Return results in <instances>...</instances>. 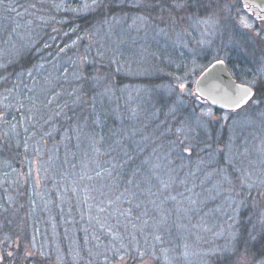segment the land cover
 I'll return each mask as SVG.
<instances>
[{
    "label": "rangeland",
    "instance_id": "obj_1",
    "mask_svg": "<svg viewBox=\"0 0 264 264\" xmlns=\"http://www.w3.org/2000/svg\"><path fill=\"white\" fill-rule=\"evenodd\" d=\"M33 1L27 6L7 2L6 12L17 23L9 36L15 33L21 45L35 44L33 39L44 34L41 27L50 26L51 13L41 9L42 0ZM52 3L63 12L62 21H69L64 11L105 9L93 28H74V40H56L66 58L47 52L5 98L20 110L11 123L0 117V135L10 127L23 152L20 161L0 153V212L14 216L24 202L21 197L34 208L37 217L27 226L30 235L13 237L24 241V257L42 253L59 261L85 257L100 264H216L230 257L243 223L247 241L255 240L264 230V19L250 13L243 0H223L216 13L205 10L200 15L181 12L175 3L170 17L166 9L154 16L141 11L147 8L145 0H114L120 7L112 14L107 0ZM70 48L72 53L66 50ZM242 52L254 56L247 61L249 68L238 61ZM220 58L243 82L259 87L261 98L236 111L215 109L201 99L194 91L195 78ZM106 65L117 72L113 84L102 77ZM180 71V81L171 83ZM80 76L94 79L101 91L95 96L100 150L110 141L114 147L115 156L101 161L99 173L117 162L118 154L129 152L131 143L137 154L147 156L142 157L144 172L142 166L136 172L145 173L147 181L140 196L128 197L126 188L104 202L107 194L101 186L84 180L89 168L81 154L68 158L53 153L47 137L62 123L65 107L79 103ZM160 94L178 108L163 111L154 98ZM109 107L118 123L106 128ZM161 119H170L171 130ZM72 129L75 140L87 141L88 147L92 135L85 123ZM150 138L160 143L148 148ZM52 204L55 215H41L42 205ZM11 237L9 229L0 228V264L12 262L18 245ZM243 264H264V255L250 261L245 251Z\"/></svg>",
    "mask_w": 264,
    "mask_h": 264
},
{
    "label": "trees",
    "instance_id": "obj_2",
    "mask_svg": "<svg viewBox=\"0 0 264 264\" xmlns=\"http://www.w3.org/2000/svg\"><path fill=\"white\" fill-rule=\"evenodd\" d=\"M8 1L9 0H0V117L3 119V122L5 124L11 123V121L15 120L14 117L19 115L20 107L12 101L11 103H9L7 100H5V98L7 97V95L11 94L18 88L19 83L23 80L21 79V76L36 69L45 59L47 52H52L54 55L58 54L63 58H66L68 56L67 52L62 51V47H59L56 44V40L60 38L68 41L74 40L75 36L71 32V30L74 28H76L74 30H89L93 28L100 22L101 17L104 15L105 9H98L95 11H90L88 13L73 12V14L70 12L67 13L63 10L65 12L64 15L68 16L69 21H62L63 18L59 17L63 14V12L57 8V5H54L52 3V0H42L43 4L40 6L41 9L46 8V11L51 13L49 18L50 26L48 28L47 26L41 27L44 34L33 39V42L36 41L35 44L21 45L17 43L19 39L15 37V33L9 36V34L15 30L17 23L10 15V13L6 12V10H8L7 8H9V6L7 5ZM18 1L23 3L24 6H27L28 3H34L33 0ZM112 1L114 0H107L106 3L108 12L110 14L117 11L120 7L112 3ZM222 1L223 0H145V2H147V8H141L140 10H147L151 15L154 16L158 14L157 12L160 13L163 9H166L168 13L165 15H168L170 17L173 14L172 11L177 8L175 3H178L181 5V12L185 11L192 15H200V12L205 10L216 13L218 8L221 9ZM126 7L131 9L129 6ZM126 7L125 9H127ZM35 24L36 23H34L33 25ZM66 26V33L68 35H64ZM54 37H56L55 42H53ZM47 41L49 45L44 46V43ZM71 49L73 48L66 50L71 52ZM250 54L249 56L243 55L242 52V54L239 56L238 61L242 66L247 67V61L254 58V56H250ZM227 63L230 68L229 62ZM176 64L180 65V62H177ZM88 68L89 66L85 69V71H87ZM102 68V77L104 78V81L113 84V76L117 75L116 70L113 67L107 65L103 66ZM182 68L184 67L182 66ZM181 74L182 71L176 73L177 76L171 81V83L179 82L181 79ZM233 75L238 81L243 82L242 76L234 73ZM77 81L78 82L76 86L80 98L79 103H76L75 105L69 104L67 107H65V118L61 121L69 128H66L62 123H59L58 127H56L52 134L47 137V139L51 142V149L54 150L53 153H66L68 155V158L72 157V155H74L75 158L76 155L81 154L82 158L86 161V164H88V168L90 171V173L89 171H86L88 175L85 174L84 180L90 186H94L95 183L101 186L102 193L107 194L106 197L103 196L104 202L108 198L113 199L118 195V192H122L126 188H130V195H128V197L135 194L140 196L141 193H145L147 191L143 189L147 186L146 177L144 176L145 173H136L141 166L144 172L142 163V157L144 155L141 156L137 154L135 148L131 143H129V152L126 151L118 154L119 160L117 162L114 161L111 167H108L103 172L104 175H102L103 173H99L101 168V161L103 162L105 160H110L109 158H113L115 156L113 154L114 147L112 141L103 145L106 148L105 151L100 150L101 143L97 134L100 130V125L99 121L97 120H99L101 115L99 113V110L97 109V105L95 104V96L98 97V93H100L101 91L96 90L94 79L80 76ZM255 90L256 94L254 98H261L260 88L255 87ZM160 95L162 97L155 96L154 98L157 99L156 104L162 107L163 111L165 110V108H172L173 105L178 108L177 103L168 104L164 96L162 94ZM114 114L115 112L111 107H109L106 111V114H104L107 123L106 128L111 127V122H117L114 118ZM81 121L85 123L87 130L92 135V141L89 142L90 145L88 147L86 146L87 141L77 142L74 137L72 128L75 125H78ZM157 123L159 122L157 121ZM160 123H163L162 119L160 120ZM163 124L168 130H171L169 129V126L171 125L170 119H168L167 122ZM121 128L125 130L126 126L123 125V127ZM63 129L67 131L66 135L60 133V131H63ZM1 131L2 129L0 127V132ZM106 132L107 129L105 130V134H107L108 139L111 140V134H108ZM154 142L160 143L158 139L150 138L146 140V146L148 145L149 148L150 145ZM139 143L142 146V142L140 141ZM162 143L164 144L168 142L165 140ZM79 144L81 145L78 146ZM22 150V145L17 142L15 133L10 129V127L8 128V133L0 135V153H2L7 160H22ZM86 150H88V153L85 152ZM21 198L24 201L22 202V204L26 203L27 205L23 206L21 204V207H19V210H17V213L14 216L9 212H0V228H7L11 231V240H13V237L16 235H20V237H28L30 235V231H28L27 226L30 225V219L33 220L34 224L36 222L37 214L35 213L34 208L31 204L28 206L25 197ZM41 211L43 212L41 214L43 216L48 215V213L49 215H55V204H52L50 206L42 205ZM243 214L244 212L242 213V215ZM7 221L9 222L8 224ZM245 232V225L243 223L241 231L242 234L236 246H243V248H245L246 250L247 258L250 261H255L259 258V256H261L262 254L264 255V230L262 233L259 232L260 235L255 240L249 241H247L245 235H243L245 234ZM18 239L16 241H12L14 243L13 245L17 244L18 246L14 248V253L10 255V260H12V262L8 264H100L91 260H86L85 257H82V259L79 261H73L67 257L59 261L55 258V256L54 258H51L43 255L42 253H36L32 256L27 255L26 257H24V253H26V245L23 240ZM223 262L224 264H235L231 257L228 256L218 259L216 264H223Z\"/></svg>",
    "mask_w": 264,
    "mask_h": 264
},
{
    "label": "water",
    "instance_id": "obj_3",
    "mask_svg": "<svg viewBox=\"0 0 264 264\" xmlns=\"http://www.w3.org/2000/svg\"><path fill=\"white\" fill-rule=\"evenodd\" d=\"M255 4L264 11V0H243ZM250 90L246 103L237 106L236 101L244 95L243 90ZM194 91L215 109L236 111L245 107L256 94L255 87L249 83L240 82L231 72L226 60L220 58L208 64L195 78Z\"/></svg>",
    "mask_w": 264,
    "mask_h": 264
},
{
    "label": "snow or ice",
    "instance_id": "obj_4",
    "mask_svg": "<svg viewBox=\"0 0 264 264\" xmlns=\"http://www.w3.org/2000/svg\"><path fill=\"white\" fill-rule=\"evenodd\" d=\"M181 87H183L181 85ZM244 95L241 96L237 101V106H240L241 103H246L247 102V98L250 94V90H243ZM245 249L243 248V246H236L233 249L230 250L229 252V256L231 257V259L233 261H235V264H243V258L245 256Z\"/></svg>",
    "mask_w": 264,
    "mask_h": 264
},
{
    "label": "flooded vegetation",
    "instance_id": "obj_5",
    "mask_svg": "<svg viewBox=\"0 0 264 264\" xmlns=\"http://www.w3.org/2000/svg\"><path fill=\"white\" fill-rule=\"evenodd\" d=\"M244 3V1H243ZM245 6V3H244ZM246 9H248V11L250 13H253L254 15H256L257 18H262L264 19V11L260 10L259 7H257L255 4L248 2L247 6H245ZM259 27H261V24H258Z\"/></svg>",
    "mask_w": 264,
    "mask_h": 264
}]
</instances>
